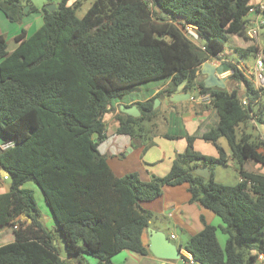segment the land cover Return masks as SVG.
I'll return each instance as SVG.
<instances>
[{
	"label": "trees",
	"instance_id": "trees-1",
	"mask_svg": "<svg viewBox=\"0 0 264 264\" xmlns=\"http://www.w3.org/2000/svg\"><path fill=\"white\" fill-rule=\"evenodd\" d=\"M23 1L29 5L30 0H0V12L18 22ZM253 1L96 0L79 18L81 0H59L54 12L42 9L43 26L12 53L0 36V138L2 145L12 144L0 148V172L11 182L9 192L0 194V228L17 227L15 242L0 247V264H69L61 258L56 232L41 220L34 193L23 189L27 183L43 192L70 257L114 264L111 259L123 251L146 256L142 235L152 214L141 203L160 197L165 186L188 184L192 200L222 222L205 225L185 246L195 264H255L264 251V175L245 166L264 167V142L248 132L252 120L264 125V89L225 53L231 37L249 39ZM186 25L196 27L201 47L185 36ZM246 51L244 58L264 54V48ZM219 54L233 71L228 79L245 87L243 96L199 80L203 65ZM158 80L171 83L138 104L139 118L119 116V132L134 138L156 119L155 101L176 94L184 83V92L211 98L219 123L201 139L219 157L196 152L192 136L166 177L118 178L98 151L105 116L116 101ZM222 138L230 155L219 144ZM230 160L242 181L218 184L215 169ZM199 168H208V179L196 175ZM219 232L227 236L224 247Z\"/></svg>",
	"mask_w": 264,
	"mask_h": 264
},
{
	"label": "crops",
	"instance_id": "crops-1",
	"mask_svg": "<svg viewBox=\"0 0 264 264\" xmlns=\"http://www.w3.org/2000/svg\"><path fill=\"white\" fill-rule=\"evenodd\" d=\"M260 2L262 1L254 0L253 4L257 5ZM248 20L249 26H253L259 23L261 18L257 14H250ZM42 26L43 22L39 29ZM11 29L8 18L0 12V36L6 38L8 45L9 39L5 36L4 32H7L8 36ZM34 33L31 31L27 33L21 29L13 37L16 47L8 52L12 53L23 39L31 37ZM237 39L240 38L237 37ZM249 45L250 43L244 41V44L237 47L240 50H246ZM226 54L231 57L237 53L236 50L233 53L230 49L227 50ZM1 61L0 59V63ZM234 63L240 67L244 66L240 62ZM253 66L246 67L251 69ZM202 69L199 72V80L205 83L207 75L202 73ZM170 83V80H163L138 87L128 93L123 99L116 101L113 111L105 116L106 136L102 141H99L98 151L106 159L110 169L118 178H123L129 174H136L143 182H150L154 177H166L178 158L186 152L188 148L187 139L192 136H196L193 145L196 152L209 157H219L216 147L201 139L202 135L216 129L219 123L218 113L211 106V100L204 101V98L198 99L195 102L188 100L179 103L169 102L170 97L160 98L158 99L160 101L159 106L154 109L157 111L156 119L152 123L146 122L144 129L138 132L134 138L119 132V116H128L122 112L121 106H138V104L155 99ZM225 89L229 92L236 90L240 96H243L246 92L242 84L230 81L228 78H226ZM181 93L185 94L186 92L183 90L181 92L177 91L174 95ZM250 124L251 127L248 132H251V130H253L252 133L258 132L260 140L264 142V133L261 130L264 125H260L256 120H252ZM219 144L230 155L227 141L222 138L219 140ZM261 151L264 152L263 149ZM249 163L245 166L246 171L264 175V167L254 163L256 166L248 169ZM227 166H229L228 169L234 167L237 171L232 160L229 161ZM221 173L222 170L217 167L215 169V181L218 184H222L219 178ZM240 180L239 176V182ZM10 185L9 177L0 172V194L8 193ZM38 189L41 191L39 187ZM41 193L44 197L42 191ZM141 206L152 214V219L147 228L150 231L146 229L142 235V245L149 253L146 256H142L134 252L123 251L111 259L114 264H184L181 253L187 243L193 237L200 234L204 230L205 225L216 227L222 225L220 218L212 211L192 200L188 184L165 186L160 197L149 202H143ZM47 229L53 230L58 234L54 217L52 218V225ZM150 232L164 234L180 250L181 259L179 261H166L155 258L149 250L153 239ZM172 236L175 238L172 239ZM13 242H15L14 229L12 227L0 228V247ZM62 259L66 262L70 261V263L68 262L69 264L98 263L97 259L87 255H84L83 261H74L76 258L70 256Z\"/></svg>",
	"mask_w": 264,
	"mask_h": 264
},
{
	"label": "rangeland",
	"instance_id": "rangeland-1",
	"mask_svg": "<svg viewBox=\"0 0 264 264\" xmlns=\"http://www.w3.org/2000/svg\"><path fill=\"white\" fill-rule=\"evenodd\" d=\"M96 0H81V6L77 11V16L79 18H82L87 11L92 7L93 3ZM59 2V0H30L29 5H27L24 1H23V13L24 16L22 17V19L18 22H14L12 21L10 18L8 19V22L11 25V32L8 33L7 36V32H4L5 36L9 39V45H8V49L7 51H12L15 47H16V43L13 40V37L22 29L25 30L27 33L28 32H32L34 33L36 30L39 29L40 25L43 22V16H42V9L44 7L47 8V6L49 5H55ZM32 8L37 9V11H33ZM31 10V11H30ZM260 38L258 40H251V39H245V42L250 43L249 47L247 49L253 48V47H257L259 50H263L264 48V26H262L260 28ZM244 44V40L242 39H237V37H231L230 38V42L227 45L226 51L227 50H232L233 53H235L236 50V55L235 56H231L230 59L231 61L234 62H240L242 65L244 66H253L254 64V59L257 57V55H251L249 54L248 56H246L245 58L243 55V52L246 54L248 53V51L246 50H240L237 46ZM242 52V53H241ZM227 55V54H226ZM247 67V68H248ZM158 81H163V80H158ZM158 81H153V82H158ZM153 82H150L151 84ZM148 83V84H150ZM145 84V85H148ZM144 86V85H142ZM262 132L264 133V126H262ZM253 130H251V132H249L250 134L253 135L254 138H258V142L259 144L262 142V140H260V134L257 133H252ZM264 145V144H263ZM262 149L264 150V146H262ZM254 166H256V164L254 163H249L248 165V169L253 168ZM229 166H224L221 167L219 166L218 168H220V170H222V173L220 174L219 178L221 180V183L225 186H236L239 182V175L238 172L235 170L234 167H230L228 169ZM24 189L26 190H32L34 192V197L36 199L37 202V206L38 209L41 212V220L44 223V225L48 228L52 225V213L49 209V207L47 206L45 199L41 193V191L38 189V187L34 184V183H27L24 186ZM56 239H57V245L60 251V255L62 258H66L68 257L66 251H65V245H64V241L63 238L61 237L60 234L56 235ZM218 239H219V243H221L222 247L225 246L226 240H227V236L222 234L221 232L218 233ZM83 261L80 258H76L74 261ZM70 263V261H67Z\"/></svg>",
	"mask_w": 264,
	"mask_h": 264
},
{
	"label": "water",
	"instance_id": "water-1",
	"mask_svg": "<svg viewBox=\"0 0 264 264\" xmlns=\"http://www.w3.org/2000/svg\"><path fill=\"white\" fill-rule=\"evenodd\" d=\"M47 9L50 12H54L56 10V6L55 5H49V6H47ZM202 68H203L202 73L207 75V78L205 79V86L207 88H218V89H222V90H224L226 88V79L222 78V75L225 73H231L232 74V72H233L231 70L230 66H228V65L216 67L215 65H213L211 63H206L203 65ZM184 86H185V84L183 83L178 88V92H181L183 90ZM190 98H191L190 93H185V94L181 93V94L174 95V96L170 97L169 102L179 103V102H183V101H188V100H190ZM159 104H160V101L156 100L155 105H154V109L157 106H159ZM121 110L123 113H125L128 116H131L133 118H139L141 116V113H140L137 106H133V107L121 106ZM2 144H3V140L0 138V145H2ZM2 173L5 176H8L7 173H5L4 171H2ZM195 173H196V175H198L204 179H208L210 176L208 168H199L195 171ZM21 219L27 220L28 223H31V220L28 219L25 215H22ZM147 231H150V230L147 229ZM150 233L152 234L153 239H152L151 244L149 246V250L155 258L160 259V260H166V261H179L181 259L180 250L177 248V246L172 244L171 241L164 234L157 233V232H155V233L150 232Z\"/></svg>",
	"mask_w": 264,
	"mask_h": 264
},
{
	"label": "built area",
	"instance_id": "built-area-1",
	"mask_svg": "<svg viewBox=\"0 0 264 264\" xmlns=\"http://www.w3.org/2000/svg\"><path fill=\"white\" fill-rule=\"evenodd\" d=\"M250 14H257L260 18L261 21H259V23H257L256 25L253 26H249L247 29V33L246 36L251 39V40H258L260 38V28L262 26H264V2H260L258 3L255 7H253L252 9H250L249 11ZM182 31L184 32L185 36L191 40L194 44L198 45V46H202V40L201 37L199 36L196 27L191 26V25H186L185 27H182ZM204 49V48H203ZM254 66L250 69L247 68L246 66H242L240 67L241 70H243V72L249 77V79H251L254 84L256 85V87L258 89H264V54L262 52L257 54V57L254 59ZM228 61L226 55L224 54H219L217 56V58L213 59L211 62H207V63H211L213 65H215L216 67H220L226 64V62ZM231 75V73H225L222 75V78L226 79L229 78V76ZM204 98V101H210L211 98L208 95H200L198 91H195L194 93H191V98L190 100L195 102L198 99ZM243 105L246 106L247 105V101L243 102ZM10 147H12V144H5V145H0L1 150H7ZM242 181V179H241ZM17 227H15L14 229H16ZM175 237L172 236V239H174ZM182 260L184 262V264H195V260L193 258V256L186 251L185 249L182 250ZM255 264H264V251L259 253L257 255V260L255 262Z\"/></svg>",
	"mask_w": 264,
	"mask_h": 264
}]
</instances>
